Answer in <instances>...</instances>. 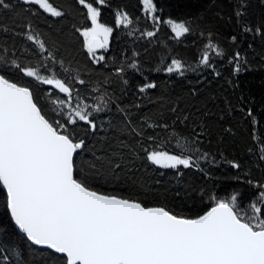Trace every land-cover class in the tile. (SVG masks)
<instances>
[{
    "label": "trees",
    "instance_id": "1",
    "mask_svg": "<svg viewBox=\"0 0 264 264\" xmlns=\"http://www.w3.org/2000/svg\"><path fill=\"white\" fill-rule=\"evenodd\" d=\"M4 2L0 75L28 87L42 114L83 142L75 179L177 217L197 218L233 196L245 221L253 203L264 217V0H153V15L142 0H48L60 16L23 0ZM85 4L112 29L100 53L90 54L81 34L91 28ZM118 15L128 16L127 27L117 25ZM169 21L189 31L177 38ZM173 61L181 68L168 72ZM16 65L60 79L70 95ZM77 108L91 123L74 115ZM154 152L188 159L190 167L154 165L147 159ZM0 264H66L17 232L2 185Z\"/></svg>",
    "mask_w": 264,
    "mask_h": 264
},
{
    "label": "snow or ice",
    "instance_id": "2",
    "mask_svg": "<svg viewBox=\"0 0 264 264\" xmlns=\"http://www.w3.org/2000/svg\"><path fill=\"white\" fill-rule=\"evenodd\" d=\"M23 2L61 15L48 0ZM142 3L147 13L155 11L153 0ZM0 6L10 7L4 0ZM85 7L92 28L81 34L91 54L96 47H106L112 29L98 22L96 8ZM116 23L127 27L130 21L127 15H118ZM169 23L177 38L189 31L184 23ZM208 59L205 54L203 62ZM16 67L24 76L70 95V88L60 79H46L30 68ZM180 68L173 61L167 70ZM74 115L91 123L83 108H77ZM68 122L76 121L70 117ZM82 143L74 142L63 124L54 126L42 114L28 87L0 75V185L6 190L12 220L33 245L63 254L66 264H264V217L255 203L250 222L235 211V196L232 203L218 201L205 214L189 219L162 207L99 194L74 178V153ZM147 159L164 168L190 167L188 159L165 153L154 152ZM258 199L264 200V194Z\"/></svg>",
    "mask_w": 264,
    "mask_h": 264
},
{
    "label": "water",
    "instance_id": "3",
    "mask_svg": "<svg viewBox=\"0 0 264 264\" xmlns=\"http://www.w3.org/2000/svg\"><path fill=\"white\" fill-rule=\"evenodd\" d=\"M101 47H96V48H94V51L93 52H99V51H101ZM42 86H47V87H50V88H54V89H56V90H58L59 91V89H57L54 85H48V84H42V83H40ZM75 154V153H74ZM2 189H3V186H2ZM3 191L5 192V194H6V190L5 189H3ZM9 214H10V212H9ZM10 217H11V214H10ZM11 220H12V218H11ZM12 223H13V225H14V227H15V229L17 230V232L20 234V235H22L26 240H27V237H26V235L18 228V226L15 224V222L12 220ZM27 242L33 247V248H35V249H37V250H41V251H48V252H50V253H52L53 255H55V256H58V257H61V258H64V259H66V257L63 255V254H60V253H56V252H54L53 250H51V249H48V248H46V247H43V246H38V245H33L30 241H28L27 240Z\"/></svg>",
    "mask_w": 264,
    "mask_h": 264
},
{
    "label": "rangeland",
    "instance_id": "4",
    "mask_svg": "<svg viewBox=\"0 0 264 264\" xmlns=\"http://www.w3.org/2000/svg\"><path fill=\"white\" fill-rule=\"evenodd\" d=\"M143 7H144V4H143ZM144 10H145V7H144ZM145 12H146V11H145ZM146 13H147V12H146ZM148 14L153 15V12L148 13ZM97 19H98V18H97ZM90 21H91V20H90ZM91 28H92V24H91ZM91 28H90V29H91ZM90 29H89V30H90ZM109 37H110V34H109L108 37H107V44H108V42H109ZM100 39L103 40V36H101ZM106 46H107V45H106ZM105 48H106V47H103V49H105ZM150 162H151V161H150ZM151 163H152V162H151ZM154 165H156V164H154ZM157 166H158V165H157ZM159 167H160V166H159ZM162 168H164V167H162Z\"/></svg>",
    "mask_w": 264,
    "mask_h": 264
}]
</instances>
